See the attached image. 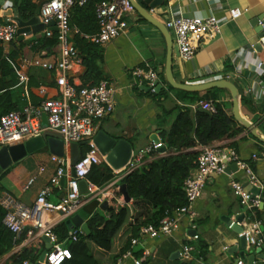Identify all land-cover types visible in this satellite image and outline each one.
<instances>
[{
    "label": "crops",
    "instance_id": "obj_1",
    "mask_svg": "<svg viewBox=\"0 0 264 264\" xmlns=\"http://www.w3.org/2000/svg\"><path fill=\"white\" fill-rule=\"evenodd\" d=\"M43 1L6 0L4 5H0V22H4L5 17L2 13L7 6L16 7L23 13L22 8L25 5L29 4V9L34 10L36 7L39 9ZM145 6L150 14L164 25L166 18L172 13L201 17L211 12L215 13L222 23L219 32L213 37L204 35L199 40L193 59L184 60L176 50H172L174 79L181 83L200 84L226 78L234 82L239 89L241 115L253 123L259 120L264 122V72L257 68L259 62H264V42L261 41L264 36L262 37L259 32L260 28L264 32V0H163L158 7ZM231 7L240 8L242 14L231 19L228 13ZM37 15L39 16V12ZM256 19L257 24H255ZM125 20L127 28L124 33L106 44H95L101 54L99 62L101 77L112 83L115 100L113 112L96 121L95 125L96 130L103 129L113 137L128 140L133 146V153L136 154L139 149L154 143L151 139L153 134L164 140L163 131L170 129L176 118V111H173L176 105L194 107V104L187 100L185 91L167 84L165 77L167 43L163 33L137 11L127 15ZM70 26L75 27L71 24ZM53 31V34L56 33L55 30ZM169 32L176 45L171 31ZM77 35L71 31V40L74 44ZM17 37L9 43H0V97L3 95L5 105L20 109L27 102L38 104L42 99L58 97L60 95L56 83L58 73L55 69L23 63L24 60L30 61L35 57L53 60L59 53L58 43L53 48H44L42 45L47 38L44 30L23 35V39ZM77 44L76 42L81 62L73 63L67 72V76L76 87L84 82L82 77L86 71ZM12 51L17 54L15 59L9 57ZM136 67L155 69L158 80L163 85L161 91L165 94L159 96L156 92L141 89V85L148 87V84L145 79H137L134 76L133 70ZM20 75H24L25 79L22 80ZM41 88L44 89V93H40ZM219 89L218 92L207 93L208 90H205L198 93L199 96L207 93L210 98L214 94L217 95V100L224 103L225 110L232 115L230 92L227 89ZM259 127V134L264 136L263 124ZM217 144L234 148L264 184V143L244 128L233 138ZM51 155L48 151L38 150L14 163L0 176L2 191L10 192L26 205L33 204L39 192L50 185V178L57 168ZM113 171L114 179L102 187L95 186L96 195L86 199L74 213L79 214L87 223L97 210H102L106 214L108 207L117 208L127 205L130 209L127 221L113 236L108 250L99 247L93 241H88L89 249L97 264H115L117 258L127 250L131 249L134 252L137 248L148 249L151 253L150 257L141 264H236L241 250L239 235L231 229V225L224 218L227 216L233 220L235 215L243 211L239 196L233 192L229 184L231 179H236L243 186L246 185L248 178L243 170H231L229 173L225 171L210 177L201 196L194 204L197 216L193 222L182 218L171 235L158 237L140 233V229L145 226L144 222L152 216L155 209L133 198L130 202H125L121 193L117 194L119 190L115 188L121 184L120 177L124 171ZM30 179L33 181L25 187ZM112 182H115L114 185H111ZM244 188L246 189L247 186ZM64 192L65 187L61 184L51 186L47 199L57 203ZM103 201H107L105 210L100 208ZM262 203L263 206H259L261 209L259 221L264 241V191ZM248 226L249 222L246 220L244 227ZM138 228L139 230L135 232ZM194 233L198 234L197 239L192 238ZM133 238H137L138 243L132 244ZM28 241L24 236L12 250L0 257V264ZM58 243L62 248H67L66 241H58ZM184 243L192 247L188 259H184L179 254ZM261 246L250 245L245 252L248 254L249 248H252L256 251V255L260 254L264 252V247ZM260 263L261 259L256 258L253 264ZM124 264H134V262L132 259H127Z\"/></svg>",
    "mask_w": 264,
    "mask_h": 264
},
{
    "label": "built area",
    "instance_id": "obj_2",
    "mask_svg": "<svg viewBox=\"0 0 264 264\" xmlns=\"http://www.w3.org/2000/svg\"><path fill=\"white\" fill-rule=\"evenodd\" d=\"M90 0H44L39 10L40 21L46 26L44 35L51 37L53 30L47 25L55 21L57 27L56 37L59 53L53 60L43 57H35L23 63L55 69L58 73L56 83L59 87V96L42 99L38 104L27 102L20 109L9 110L0 117V147L21 143L31 137L40 135L45 130L41 125V115L45 114L48 129L57 131L67 146L64 156L51 155L52 161L56 162L57 168L50 178V185L45 186L37 195L31 205H26L13 194L7 191L0 192V206L5 210L2 222L13 234L14 239H19L25 234L29 241L42 235L50 237L52 248L46 253L43 264H58L64 258L70 257L68 248H62L58 243L57 235L53 228L63 219H68L82 206L84 201L96 195L97 188L86 180V175L93 164L104 161L98 147L93 142L96 134V121L110 115L115 108L114 88L107 79H100L93 85L77 88L67 76V72L73 63L81 62L78 50L71 40V31L81 35L85 40L103 45L111 39L124 33L127 28L125 17L136 12L130 0H100L96 4L97 31L84 34L75 27H71L69 17L74 5H84ZM238 7L228 9L229 17L235 19L242 14ZM221 21L215 13L206 16H189L183 14L169 15L165 20L166 28L171 31L179 55L184 60L193 59L199 40L204 36L213 37L219 32ZM18 26L14 20L0 22V43H9L16 39ZM22 63V64H23ZM257 68L264 72V62H259ZM134 76L145 79L150 91L154 92L155 81L158 79L157 71L153 68L136 67ZM20 78L25 79L24 75ZM44 93V89H40ZM194 107H201L214 112L215 106L211 100L200 99ZM89 140L88 149L82 153L80 159L74 165L75 176L71 175L70 155L68 145L71 142ZM158 144L141 148L125 167L123 175L141 165L145 155L156 150ZM236 163L238 169L245 172L248 183L259 190L258 193L247 191L242 183L231 179L229 184L233 192L239 196L242 206L246 207L242 224L246 226V211H250L262 204L264 184L254 173L249 164L242 160L237 151L232 147L221 144L204 146L200 148L196 158V165L184 181V193L186 203L166 214L160 219L158 225L149 224L140 229V233L150 237L171 235L179 226L182 218L190 222L197 216L194 204L201 196L207 181L215 174L225 173L228 163ZM122 176L120 178H122ZM65 177V192L59 202L53 203L47 199L51 186H60L61 178ZM119 178V179H120ZM80 180L87 181V192L80 191ZM33 181L30 179L25 187ZM112 182L111 185H114ZM118 191V186L115 187ZM241 224V225H242ZM78 233H83L80 228L69 231L72 240L78 239ZM249 245L260 247L263 237L261 236L260 221L254 219L244 227L242 233ZM192 238L197 239L194 233ZM132 244L138 243L137 238L131 240ZM192 247L188 243L181 245L179 254L184 258L190 257ZM148 249H143L140 256H136L130 249L117 258L115 264H124L127 259H132L134 264H141L150 257ZM23 264H29L24 262ZM236 264H244L240 259ZM264 264V257L261 263Z\"/></svg>",
    "mask_w": 264,
    "mask_h": 264
},
{
    "label": "trees",
    "instance_id": "obj_3",
    "mask_svg": "<svg viewBox=\"0 0 264 264\" xmlns=\"http://www.w3.org/2000/svg\"><path fill=\"white\" fill-rule=\"evenodd\" d=\"M100 0H90L84 5H74L71 8L69 23L75 26L79 32L90 34L98 29L96 21V4ZM41 6V5H40ZM30 5H25L23 14H37L40 10L37 7L29 9ZM35 10H38L37 12ZM76 36L81 50L82 64L86 71L82 77L83 83L77 88L85 85L97 83L101 77L100 71V50L97 45L86 41L81 35ZM57 44L56 33L52 37H47L43 42L44 48H53ZM77 48V47H76ZM1 53V48H0ZM16 53L12 51L9 57L15 59ZM6 62V61H5ZM219 88L207 91L218 92ZM186 98L190 103L195 104L200 99L211 100L215 106V111H200L198 107L189 105H176V118L168 130H164L162 136L167 146L164 153L154 150L145 156V161L137 168L131 170L120 179V183L125 184V189L130 198L143 201L150 205L155 211L152 216L146 219L145 226L149 224L158 225L160 219L166 214L172 213L177 208L186 203L184 193V181L196 165V158L200 148L215 145L224 140L233 138L243 131L244 127L234 119L233 115L225 110L224 103L217 100V95L207 93L199 96L198 92H186ZM165 93L159 92L162 96ZM156 95V94H154ZM3 95L0 97V117L9 110L19 109L5 105ZM83 153L88 149L84 146ZM9 169V168H8ZM5 170L2 174H4ZM1 174V175H2ZM115 177L112 168L105 162L93 164L86 175V180L97 187H102ZM3 187L0 186V192ZM120 195V192H117ZM5 210L0 206V257L12 250L25 236L21 234L19 239H14V234L4 226L2 219ZM130 214L127 205L108 207L106 214L102 210L95 211L88 219L87 225L89 233H78V239L72 240L68 234L71 230L63 220L59 222L53 231L57 235L58 241H66V247L70 251V257L64 258L58 264H97L92 255L88 241L95 242L99 247L108 250L111 247L113 236L125 224ZM254 219H261V209L255 207L246 211V220L251 222ZM77 228H72L75 230ZM135 229V232L138 231ZM45 246L42 237H37L28 241L25 245L14 251L2 264H23L24 262H35ZM204 247V246H203ZM141 248L134 250V254L140 256Z\"/></svg>",
    "mask_w": 264,
    "mask_h": 264
},
{
    "label": "water",
    "instance_id": "obj_4",
    "mask_svg": "<svg viewBox=\"0 0 264 264\" xmlns=\"http://www.w3.org/2000/svg\"><path fill=\"white\" fill-rule=\"evenodd\" d=\"M132 5L134 6L135 10L147 21L151 24L155 25L164 35L166 43H167V59L165 64V77L167 84L175 89L188 91V92H200L205 90H210L213 88H221L227 89L230 92L231 100H232V115L236 121H238L251 135L257 138L259 141L264 143V136L260 135L258 130H260V125L264 122H256L253 123L243 117L239 111V89L237 85L226 79H215L209 82L200 83V84H187L181 83L174 79L173 72H172V50H176L179 53L177 46L173 43L172 36L166 26L159 20H157L154 16H152L145 5L150 8L158 7L162 4L163 0H130ZM6 0L0 2V5H4ZM3 16L5 17L4 21H7V18H11L14 20L18 26V39H23V35H29L32 33H38L45 29V25L40 22V17L37 14L28 15L19 12L16 7L7 6L3 11ZM257 19L255 20V24H257ZM47 27L57 31V27L55 25V21H51ZM261 32V36H264V32H262L261 28L259 29ZM264 42V37L261 39ZM232 76H234L232 74ZM155 89L154 92L159 93L163 85L157 79L155 81ZM141 89L150 90L149 87L144 85L140 86ZM200 111H207L201 107H198ZM41 125L45 129L42 134L31 137L21 143L8 145V146H1L0 147V176L1 174L7 170L10 166L14 163L22 160L28 154L33 153L38 150L48 151L52 155H56L59 157L64 156L67 146L65 145L64 140L60 133L54 130L48 129V122L47 117L45 114L41 116ZM151 139L154 143L158 144L157 150L159 152H164L166 149L165 141L160 140L157 134H153ZM94 144L98 147L100 154L103 156L104 161L115 171L122 170L127 166L130 159L133 155V146L132 144L124 139V138H116L109 135L103 129H98L96 134L93 137ZM89 144V140H83L80 142H71L68 145V151L70 155V164H71V175L75 176L74 165L80 159L83 153V147ZM238 167L236 163H231L226 167V172H231V170H237ZM60 184L62 186L65 185V177L61 178ZM246 190L258 193L259 190L255 188V186H251L247 183ZM80 191L83 193L87 192V181L80 180L79 182ZM119 192L121 193L123 200L125 202H130L132 199L126 192L125 184H119L118 188ZM134 200V199H133ZM263 206V203L261 204ZM107 206V201H103L100 204V208L105 210ZM246 207H243V211L237 215H235L234 219L232 220L230 217H225V221L231 225V229L237 233H242L244 226L242 224L244 219V211ZM67 226L72 228H80L85 234L89 233V228L87 223H85L82 217L79 214H74L68 219H66ZM242 224V225H241ZM42 239L44 240L45 246L43 251L41 252L39 258L29 264H43L44 257L46 253L52 248V243L50 242V237L47 235H42ZM239 246L241 250L239 251V259L244 264H253L256 258L262 259L264 257V252L260 254H255L256 251L252 248H249L248 254L245 252V249L250 245L247 244L246 238L244 235H239ZM264 247V244L261 246ZM257 249V248H256Z\"/></svg>",
    "mask_w": 264,
    "mask_h": 264
},
{
    "label": "rangeland",
    "instance_id": "obj_5",
    "mask_svg": "<svg viewBox=\"0 0 264 264\" xmlns=\"http://www.w3.org/2000/svg\"><path fill=\"white\" fill-rule=\"evenodd\" d=\"M175 112V111H174ZM126 168H123L122 171H124Z\"/></svg>",
    "mask_w": 264,
    "mask_h": 264
}]
</instances>
